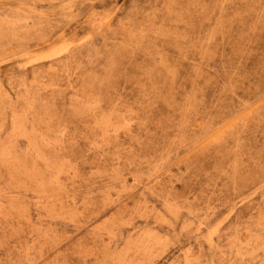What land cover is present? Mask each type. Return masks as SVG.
Returning a JSON list of instances; mask_svg holds the SVG:
<instances>
[{
  "label": "rangeland",
  "instance_id": "rangeland-1",
  "mask_svg": "<svg viewBox=\"0 0 264 264\" xmlns=\"http://www.w3.org/2000/svg\"><path fill=\"white\" fill-rule=\"evenodd\" d=\"M0 264H264V0H0Z\"/></svg>",
  "mask_w": 264,
  "mask_h": 264
}]
</instances>
